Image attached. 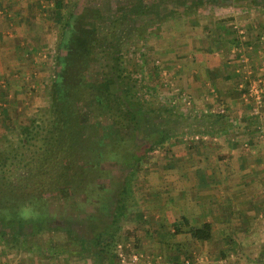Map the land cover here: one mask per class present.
I'll return each instance as SVG.
<instances>
[{
    "label": "crops",
    "instance_id": "crops-1",
    "mask_svg": "<svg viewBox=\"0 0 264 264\" xmlns=\"http://www.w3.org/2000/svg\"><path fill=\"white\" fill-rule=\"evenodd\" d=\"M44 7V0H0L2 117L31 106L28 96L35 79L29 67L34 60L27 58L34 49L45 48V37L41 38L47 28L40 18ZM224 34V50L198 54L193 64L189 63L193 57L186 55L179 66L180 89L192 102L194 109L186 110L193 112L192 117L169 140L168 150L161 153L160 162H164L138 171V186L132 190L141 223L153 227L147 237L156 242L142 241L143 248L155 256L172 257L171 261L173 254L168 252L177 245L183 246L182 252L189 256L185 260L191 264H242L249 257L255 264L264 254V105L261 116L253 117L246 85L264 79V57L250 55L243 61L255 68L248 72L250 79L245 77L241 61L233 55L240 45L224 39ZM175 107L181 109L180 104ZM198 134L208 139L194 141ZM184 219L188 222L174 235V225ZM206 225L211 227L212 239L196 241L191 231ZM161 256L152 258L160 260L158 264H170Z\"/></svg>",
    "mask_w": 264,
    "mask_h": 264
},
{
    "label": "rangeland",
    "instance_id": "rangeland-1",
    "mask_svg": "<svg viewBox=\"0 0 264 264\" xmlns=\"http://www.w3.org/2000/svg\"><path fill=\"white\" fill-rule=\"evenodd\" d=\"M80 1L66 0L67 5L60 17V22H56L55 0H44L45 7L41 10L42 16L40 18L47 28L44 33L45 36L41 38L45 37L42 41V43H46L44 44L45 48L34 49L30 52V57L27 58L34 60L30 63L32 67H29L33 73L31 77L35 79L33 81L34 88H31V94L29 93L31 96H28L32 107H28L25 111L10 112L5 117L0 114L1 121H4L0 124V153L6 152V155L7 153L10 155L16 154V152L22 153L24 154L23 160L29 163H32L33 158L42 159L40 163L43 169L37 165L35 167L37 169L35 171V181L39 184L42 183L43 186L40 198H30L35 202L28 203L27 201L23 204L17 200L11 206L2 207V203L7 200L4 196L1 198L2 194H0V221L6 226H17V231L22 228L19 222L22 219L41 220V224H45L46 219L50 218L55 223L57 221V227L60 228L64 220L67 224L71 221H81L91 212L92 215L100 214L94 217L90 215L93 221L98 219V222H100L106 214L103 204L107 196L111 194L109 190L113 191L118 188V179L114 178L111 172H117L118 166L121 167L123 161L125 167L129 170L133 168L134 162L137 160L138 154L132 152L136 148L134 147V141L128 140L120 148H117L114 147L115 137L114 140L108 138L107 144L104 142L110 133L107 132L103 141L93 143L94 136L90 133V129L88 131L83 129L80 133H78L79 129L76 130V134H80V136L75 142L76 145L73 150L64 147L58 150L55 148L51 155H43L40 151L38 153L39 147L43 145L42 138H39V141H32L31 146H21L20 141L24 136L21 132L22 128L31 127L47 117L46 111L50 106L48 95L58 70L57 54L62 39L63 24L70 13L78 10L83 12L84 4L88 1L82 2L81 7L79 6ZM222 29L227 30L225 34ZM222 33L225 35L224 39L237 41V44L240 45L239 50L232 47L236 50L233 55L241 61L242 69L244 68V72L247 73L245 77L249 78L250 74L248 72L250 70L254 72L255 68L249 63H243V61L246 58L249 59L250 55L253 58L256 56L259 58L264 57V10L262 9L246 8L236 10L217 6L207 7L199 12L159 20L158 23L147 29L146 34L141 39H136L135 35L130 36L129 34L132 44L129 42L130 44L127 46L126 60L130 65H134L137 76L144 80L143 93L147 97V104L155 103L158 105L161 103L164 106L180 104L182 111L188 110L181 103L182 98L184 100L186 95L183 96L185 90L180 89L182 84L180 82L182 79L181 73L183 72L179 71L181 70L179 66L185 61L186 55L193 57L192 59L189 58V63L193 64L197 61L195 57L197 58L196 55L198 54L212 55L224 50L222 49L224 48L221 40ZM257 37H261V40ZM254 39L255 41H253ZM252 41L254 44H250ZM262 45L263 47H261ZM227 47H229V44H226ZM205 49L206 51H204ZM208 49L211 50L209 53L207 52ZM255 50L256 52H254ZM250 51L254 53L251 54ZM40 54H42V57ZM155 66L159 67L157 71ZM27 77L30 78V76ZM262 82L260 86L264 91V79H262ZM257 83L259 81L255 82V84ZM246 85L248 89L251 87L249 83ZM190 108L194 109L193 107ZM79 113L82 112L79 111ZM190 113L191 116L193 112ZM81 115L83 116V114ZM88 116L83 117L88 119ZM41 135L46 136L44 133ZM98 137L101 138L100 135ZM61 139L66 142L70 141L68 138L62 137ZM165 149L168 150L165 147L157 150L158 152L150 153L144 159L141 168L159 167L164 162L160 161L161 156H163L161 153L166 152ZM126 152L128 153L124 156ZM46 157H49L47 162L44 161ZM67 162H70V165L67 166V172L69 171L71 175L67 179L68 183L66 179L63 180L60 176L63 163L66 166ZM47 169L54 175H46ZM24 170H27V168H24ZM21 172L20 170L17 175ZM14 175L16 176V174ZM56 175L60 177L55 178ZM132 182L133 186L130 185V187L136 191L138 186H136L138 184L136 177L132 178ZM127 187L129 188V186ZM31 191L34 190L31 189ZM31 191L27 192L31 193ZM11 197V194L8 195V199ZM129 205L131 215L120 224L122 237L118 243L121 250L120 254L128 252L125 254L126 261L123 262L119 256L114 264H135L131 262L130 258L134 254L142 256L139 264H158L161 255L165 262H169L171 257L165 259L163 254L155 256V253L151 250L149 251L151 253H148L143 248L142 241L149 245L156 243L153 239L147 237L148 229L153 227L146 226L134 218L137 212L133 198L129 200ZM134 236L140 239L139 249L135 247ZM76 245L78 244L71 242L61 229L57 230L55 228L37 238H30L28 243L15 249L10 248L0 239V264H98L91 253L80 251V247ZM171 253L173 254V251L168 252V254ZM182 253L185 258L188 257L186 252ZM145 255L149 256L150 259ZM152 257L158 258V261H155V258ZM185 258L182 257L180 262L170 261L169 263L185 264L187 260ZM145 259L149 262H146ZM251 260H253V257H249L247 260L242 259V264H252ZM104 264L109 263L105 262Z\"/></svg>",
    "mask_w": 264,
    "mask_h": 264
},
{
    "label": "trees",
    "instance_id": "trees-1",
    "mask_svg": "<svg viewBox=\"0 0 264 264\" xmlns=\"http://www.w3.org/2000/svg\"><path fill=\"white\" fill-rule=\"evenodd\" d=\"M84 1L88 2L84 4L83 12L78 10L70 13L63 24L57 54L58 70L48 95L50 106L46 111L47 117L31 127L22 128L24 136L20 141L21 146H31L32 141L42 138L43 145L39 147L38 153L40 151L43 155H51L55 148L73 150L80 136L76 130L79 129L80 133L83 129H90L94 136L93 143H100L105 139V134L110 132L104 142L115 137L117 141L114 140V147L117 148L128 140L139 138L140 147L136 145L137 148L132 150L138 154L137 160L133 168L129 169L130 176L122 186L123 193L118 191L111 197L109 211L100 222L97 219L67 224L64 220L59 228L50 218L46 219L45 224H41V220L22 219L19 221L22 228L17 231V226H6L0 221V239L15 249L28 243L30 238H37L53 228L61 229L71 242L78 244L76 246L80 247V251L91 253L98 264H114L121 251L118 246L122 237L120 224L131 215L129 200L133 198L130 187L134 182L132 178L137 176L139 170H143L142 163L149 153L165 148L169 140L184 130V124L191 118L188 111L176 109L175 105L147 104V97L143 93L144 80L137 76L134 65L126 60L127 46L131 43L129 34L141 39L147 29L159 20L199 12L205 10L207 5L203 0L193 5H190L193 0H81L80 7ZM212 1L216 6H221L220 0ZM260 2L257 1L255 7L264 10V0ZM66 5V0H55L56 22H60ZM158 68L155 66L156 71ZM81 114L89 115L88 119ZM62 137L70 141L66 142ZM23 157L24 154L18 152L12 155L0 153V194L1 198L4 196L7 200L2 203V207L11 206L17 200L22 204L27 201L33 203L35 201L30 198L41 196L43 186L35 181V167L37 165L43 169L40 163L42 159L33 158L32 163H29ZM48 158L44 161L47 162ZM69 163L66 166L63 163L60 175L63 180L71 176L67 172ZM20 170L22 172L17 175ZM50 174L54 175L47 169L46 175ZM60 176L56 175L55 178ZM10 194L12 197L8 199ZM134 218L142 221L138 214ZM185 222L188 221L184 219L182 223L174 225V235L181 233ZM191 235L198 242L210 241L211 227L206 225L203 229H193ZM133 238L135 247L139 249L140 239L136 236ZM172 249L175 263L185 258L183 246L177 245ZM255 264H264V254Z\"/></svg>",
    "mask_w": 264,
    "mask_h": 264
},
{
    "label": "flooded vegetation",
    "instance_id": "flooded-vegetation-1",
    "mask_svg": "<svg viewBox=\"0 0 264 264\" xmlns=\"http://www.w3.org/2000/svg\"><path fill=\"white\" fill-rule=\"evenodd\" d=\"M200 1L201 0H193L190 5H193V4H196V3L199 4ZM203 1L206 3L207 7H215L216 6L215 3L212 0H203ZM257 1H261L260 3H262V0H220V4L219 5H221V6L217 5V7L233 8V9H236V10H241V9H246V8L256 9L255 6H256V2ZM138 139L139 138L134 140V142H135L134 143V147H136V148H137L138 145H139L138 147H140V143H141V141L138 142ZM124 165L125 164H124V161H123V163L121 164V167H119L120 165L118 166V168L116 170L117 172H114V171L111 172L112 173L111 175L114 176V178L118 179L117 180L118 188L114 189L113 191L109 190L111 194L107 196V199H105V203L103 204V207L105 206L104 209H105L106 213L109 211V208H110L111 203H112V198L111 197H113V195L116 192H118V191L121 192L122 186H124L127 183V181H128V177L130 175V172H129L128 169H125ZM90 215L92 217H94V216H98L100 214L97 213V214L92 215V213L90 212V213H88V216H86V218L84 220H86L87 222H88V220L89 221H93V218ZM89 217H91V218H89ZM56 223H57V221H56Z\"/></svg>",
    "mask_w": 264,
    "mask_h": 264
},
{
    "label": "built area",
    "instance_id": "built-area-1",
    "mask_svg": "<svg viewBox=\"0 0 264 264\" xmlns=\"http://www.w3.org/2000/svg\"><path fill=\"white\" fill-rule=\"evenodd\" d=\"M260 83L262 84L263 82L260 81L257 84H255V83L252 84L250 89H249L248 95H247V101L248 102H251L253 100L254 106H253L251 112H252V116L256 117V118H259L261 116L262 107L264 105V98H263L264 91L261 88ZM183 102H184L185 108L190 109L191 104H192L191 100L185 96ZM220 113L225 114V110L221 109ZM261 134L264 137V130L263 129H261ZM206 139H208V136H202V135H195L193 138V140L196 142H200V141L206 140ZM119 256L123 262L126 261V257H125L126 255L124 253L119 254ZM130 258H131L132 263L139 264L140 260L142 259V256L139 254L138 255L134 254ZM185 264H191V263L188 260L185 262Z\"/></svg>",
    "mask_w": 264,
    "mask_h": 264
}]
</instances>
